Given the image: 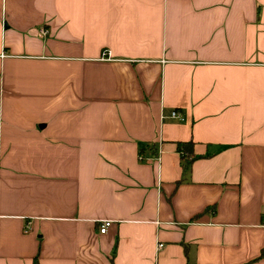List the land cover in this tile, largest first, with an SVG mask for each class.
<instances>
[{"label":"crops","instance_id":"0c3cea01","mask_svg":"<svg viewBox=\"0 0 264 264\" xmlns=\"http://www.w3.org/2000/svg\"><path fill=\"white\" fill-rule=\"evenodd\" d=\"M263 249L264 0H0V264Z\"/></svg>","mask_w":264,"mask_h":264},{"label":"built area","instance_id":"2783aa9c","mask_svg":"<svg viewBox=\"0 0 264 264\" xmlns=\"http://www.w3.org/2000/svg\"><path fill=\"white\" fill-rule=\"evenodd\" d=\"M40 34L42 35V36H45V35H47L48 34V30L47 29H45V28H41V30H40ZM108 54H109V52H108ZM107 53H105V55H108ZM171 117L172 118H175V119H178V120H180V121H183L184 120V117L181 115V113L178 111V110H173L172 112H171ZM111 226V222L109 221H105L103 224H102V226H101V229H100V232L101 233H106L107 232V230H108V228ZM159 247H162V244H160L159 245Z\"/></svg>","mask_w":264,"mask_h":264},{"label":"trees","instance_id":"16d2710c","mask_svg":"<svg viewBox=\"0 0 264 264\" xmlns=\"http://www.w3.org/2000/svg\"><path fill=\"white\" fill-rule=\"evenodd\" d=\"M192 144L193 143H187V144H185V143H182V142H179L178 143V150L181 152V154H182V156H183V153L186 151V152H188V150H190L188 147H185V146H187V145H191V151H192ZM191 151H189L188 153H190ZM192 153V152H191ZM183 158H184V156H183ZM193 159V158H192ZM190 162H191V160H189L188 162H185V164H184V170H185V173H187V171L189 170V165H190ZM263 252H264V249H263ZM34 264H39V262H38V258H35V260H34Z\"/></svg>","mask_w":264,"mask_h":264}]
</instances>
